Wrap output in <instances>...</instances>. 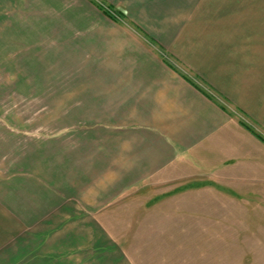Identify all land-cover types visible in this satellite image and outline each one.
<instances>
[{"label": "crops", "instance_id": "obj_1", "mask_svg": "<svg viewBox=\"0 0 264 264\" xmlns=\"http://www.w3.org/2000/svg\"><path fill=\"white\" fill-rule=\"evenodd\" d=\"M95 1L119 21L92 0H7L54 79L38 110L60 113L0 163L3 246H37L39 264H158L177 221L159 199L209 184L264 208V142L225 105L264 137V24L252 0ZM64 4L69 22L26 18Z\"/></svg>", "mask_w": 264, "mask_h": 264}, {"label": "rangeland", "instance_id": "obj_2", "mask_svg": "<svg viewBox=\"0 0 264 264\" xmlns=\"http://www.w3.org/2000/svg\"><path fill=\"white\" fill-rule=\"evenodd\" d=\"M252 1L255 7L260 8L255 10V23L260 22L262 25L264 0ZM79 2L82 0H78ZM243 4L245 5V2ZM69 8L70 4H64L59 15L53 13L54 9L46 8V13L38 17L30 14L26 15V18L48 24H61L69 22V15L64 13L68 12ZM7 10H13L11 5L8 7L7 0H0V163L4 161L6 153L15 154L13 158H16L31 135L37 134L35 131L40 124L50 125L55 114L60 113L38 110L39 97L46 99L45 103H50L49 106H54L53 95L38 94L39 90L45 91V86H52L54 79L44 78V75L48 74L47 69L44 71L38 63L31 62L30 50L21 45L22 42H27V37L23 38L24 31L14 29L17 25L15 22L22 20L23 16L7 14ZM44 57L40 59L45 61ZM44 63L42 62V66ZM31 69H38L43 78H37L35 75L39 73L32 72ZM39 86L43 87L36 88L38 91H35L34 88ZM32 92L34 93L31 94ZM209 93L217 96L212 91ZM225 105L231 114L241 121H246L230 104ZM250 125L254 126L251 123ZM257 130L261 132L259 128ZM1 169L3 168L0 164V172ZM227 186L229 184L223 181L222 187ZM2 190H5L3 184L0 185V191ZM167 203L168 206L165 205V198L159 199L157 213L171 214L173 211L177 221L168 224L170 236L166 243L165 239L162 241L163 247L157 251L158 264H264V208L248 207L242 197L236 198L233 192L218 190L209 184L198 191L175 195ZM160 225L158 223L155 227ZM6 229L7 225L0 223V264H39L38 260L43 258V255H39L37 246L28 245L23 248L22 240L19 239H13L10 245L3 246L9 238V229L5 232ZM26 243L28 242L25 241ZM41 251L49 250L45 247Z\"/></svg>", "mask_w": 264, "mask_h": 264}, {"label": "trees", "instance_id": "obj_3", "mask_svg": "<svg viewBox=\"0 0 264 264\" xmlns=\"http://www.w3.org/2000/svg\"><path fill=\"white\" fill-rule=\"evenodd\" d=\"M94 3H96V4H98L96 1H94ZM98 7H99V9H101V11L105 14V15H107L109 18H111L112 20H114V21H119V19L118 18H116L114 15H112L110 12H109V10L107 9V8H105L103 5H100V4H98ZM168 62V64L172 67V68H174L175 70H177V71H179V72H181V74H183V76L186 78V79H188V80H190L191 78L189 77H187L186 76V74L183 72V71H181V70H178L172 63H170L169 61H167ZM197 79V78H196ZM199 89L201 90V91H203L204 93H206L205 92V90L204 89H202L201 87H199ZM209 97H211L214 101H216L217 103H219L218 102V96H214V94H212V95H209L208 93H206ZM222 101V100H221ZM220 104V103H219ZM221 105V104H220ZM222 108H225L226 109V107H225V105H223L222 106ZM241 123L249 130V131H251L253 134H255L262 142H264V137L263 136H261L260 134H258L251 126H249L247 123H245L244 121H241Z\"/></svg>", "mask_w": 264, "mask_h": 264}]
</instances>
